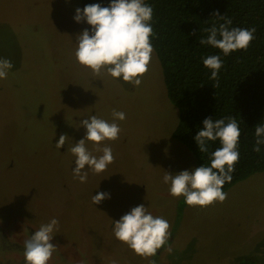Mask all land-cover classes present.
<instances>
[{
    "label": "rangeland",
    "instance_id": "1",
    "mask_svg": "<svg viewBox=\"0 0 264 264\" xmlns=\"http://www.w3.org/2000/svg\"><path fill=\"white\" fill-rule=\"evenodd\" d=\"M111 2L0 0V58L14 65L0 79V264L26 261L2 235L13 246L52 219L59 222L51 241L57 250L48 264H264V172L205 208H180L184 197H173L163 182L165 172L193 171L198 162L173 138L179 114L155 50L138 87L106 71L95 76L77 61V37L92 26L76 22V9ZM113 111L125 119L114 120ZM92 115L121 132L102 144L114 162L100 174L89 170L81 183L68 148L86 138L82 121ZM61 135L68 139L58 150ZM86 147L102 155L92 142ZM100 193L110 199L93 204ZM140 205L170 224L171 238L155 257H141L114 234V222Z\"/></svg>",
    "mask_w": 264,
    "mask_h": 264
},
{
    "label": "clouds",
    "instance_id": "2",
    "mask_svg": "<svg viewBox=\"0 0 264 264\" xmlns=\"http://www.w3.org/2000/svg\"><path fill=\"white\" fill-rule=\"evenodd\" d=\"M224 21L205 29L206 38L199 40L202 45H210L219 49L225 56L238 50L247 51L254 40L255 29L229 28L232 21L228 17L214 13ZM153 8L144 0H112L110 6L100 4L87 5L83 10L77 8L74 19L77 23L87 21L92 26V32L86 29L77 37L78 48L75 56L79 64L90 69L95 76L106 71L113 78H122L123 82L138 87L142 78L149 71L154 48L150 37L155 33L151 26ZM203 64L211 70L210 79L217 81L213 87H218L219 72L223 67L219 55H210L203 59ZM14 67L11 60L0 58V79H6L8 72ZM114 120L123 121L125 113L113 111ZM204 129L198 132L195 140L201 153L209 152V142L220 141L221 147L211 153V166H201L193 171H183L176 175L165 172L163 182L170 183V194L173 197H184L188 206L205 208L216 202L223 203L227 194L222 191L226 182L232 180V173L239 161V124L235 117L225 119H205ZM82 127L87 129L86 138L74 144L68 151L75 157L73 175L81 183L88 178V171L103 173L114 162L113 151L108 146H102L104 141L119 139L121 129L115 122L92 115L82 121ZM68 137L61 135L55 145L58 150L64 147ZM86 142L94 144V151L100 152L99 157L93 155L86 147ZM264 145V125L255 127V145L253 151L260 153ZM110 195L100 193L92 197L97 205ZM58 220L41 225L30 239L25 241V260L28 264H48L57 247L51 243L52 233L58 225ZM115 237L127 244L141 257H155L171 238L170 224L162 217H154L148 208L140 205L114 222ZM169 252L171 248L167 249ZM150 264H155L151 260Z\"/></svg>",
    "mask_w": 264,
    "mask_h": 264
},
{
    "label": "trees",
    "instance_id": "3",
    "mask_svg": "<svg viewBox=\"0 0 264 264\" xmlns=\"http://www.w3.org/2000/svg\"><path fill=\"white\" fill-rule=\"evenodd\" d=\"M153 8L150 37L159 58L167 95L179 114L173 138L195 156L198 167L211 166V153L221 147L209 142V152L201 153L195 140L204 129L205 119L235 117L240 127L239 161L226 192L253 174L264 172V145L253 151L255 127L264 125V0H144ZM231 19L229 28L255 29L247 51L225 56L219 49L202 45L204 30L224 21L214 13ZM210 55H219L223 67L217 81L203 64ZM188 206L185 198L182 207Z\"/></svg>",
    "mask_w": 264,
    "mask_h": 264
},
{
    "label": "flooded vegetation",
    "instance_id": "4",
    "mask_svg": "<svg viewBox=\"0 0 264 264\" xmlns=\"http://www.w3.org/2000/svg\"><path fill=\"white\" fill-rule=\"evenodd\" d=\"M0 231H2L3 232V229L0 227ZM33 234H32V232L30 231L29 233H27L26 235H24V237H23V239H24V242H21V243H19V242H16V243H14L13 244V246H12V241L8 238V236L6 235V233H5V236H3L2 235V237H3V239H2V241L5 243V242H7L10 246H11V249H19V250H21V252L24 254V252H25V247H24V245H25V241L26 240H28V239H30L31 238V236H32ZM19 244L20 245H22V247H19ZM10 249V250H11ZM3 264H14L13 263V260H12V258L11 257H9V261L8 260H5V261H1ZM20 264H27V262L25 261H21V262H19Z\"/></svg>",
    "mask_w": 264,
    "mask_h": 264
}]
</instances>
